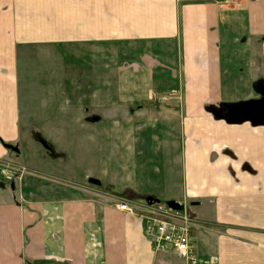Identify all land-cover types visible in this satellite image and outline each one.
I'll use <instances>...</instances> for the list:
<instances>
[{
	"label": "crops",
	"instance_id": "obj_1",
	"mask_svg": "<svg viewBox=\"0 0 264 264\" xmlns=\"http://www.w3.org/2000/svg\"><path fill=\"white\" fill-rule=\"evenodd\" d=\"M117 44L157 54L171 46L174 54L150 77L177 91L179 191L163 198L186 206L195 253L215 256L212 264H264V125L213 115L221 102L264 97V0H0V160L14 154L23 168L16 189H0V264H188L154 250L143 233L145 217L168 207L160 194L130 179L134 194L155 200L91 198L76 181L30 174L37 164L2 143L26 153L31 127L45 132L35 121L63 130L67 119L27 115L23 100L31 108L43 80L67 108L60 82L70 76L82 101L85 85L98 82L99 53ZM140 58L143 66L148 58Z\"/></svg>",
	"mask_w": 264,
	"mask_h": 264
},
{
	"label": "rangeland",
	"instance_id": "obj_2",
	"mask_svg": "<svg viewBox=\"0 0 264 264\" xmlns=\"http://www.w3.org/2000/svg\"><path fill=\"white\" fill-rule=\"evenodd\" d=\"M119 46L115 50H101L98 82L85 85L88 90H84L82 101L70 76L69 80L60 82L62 91L65 88L69 95L67 108L64 97L54 92L55 86L41 80L32 100V110L23 100L25 114L35 112V116L53 121L56 117H51L58 116L61 120L67 119V126L55 132L50 122H46L47 127H40L35 121V126L39 125L34 126L35 130L45 132L33 131L31 127L29 136L33 145L26 153L19 145L17 156L19 160L37 164H30L28 170L37 178L60 184L76 181L78 185L74 189L91 198L104 201L118 194L143 202L155 200L146 194H134L126 185L131 179L139 191L160 194L156 200L168 206L170 201L163 198L165 193L179 191V100L176 89L157 85L150 74L155 72V65L169 63L174 54L171 46L161 45L159 49L164 52L158 54ZM109 49L112 51L108 52ZM142 55L148 60L140 66ZM157 55L164 59L156 62ZM35 59L39 64L41 58ZM166 67L171 69L169 65ZM40 76L45 80V71ZM93 80L96 81L95 76ZM37 135L47 141L50 150L39 144ZM4 161L9 165L10 177L0 173V189L12 192L19 182L16 180L19 163L14 154ZM88 177L98 178L100 185L88 183Z\"/></svg>",
	"mask_w": 264,
	"mask_h": 264
},
{
	"label": "built area",
	"instance_id": "obj_3",
	"mask_svg": "<svg viewBox=\"0 0 264 264\" xmlns=\"http://www.w3.org/2000/svg\"><path fill=\"white\" fill-rule=\"evenodd\" d=\"M219 1L231 2L232 0ZM5 163V161L0 160V173L9 178L7 169L9 165H5ZM20 170L22 171L23 168L20 167ZM119 207L127 209V204L122 202ZM143 233L154 250L171 251L188 264H212L217 261L215 256L201 257L195 253L191 233V218L185 205L178 209L166 207L160 218L145 217Z\"/></svg>",
	"mask_w": 264,
	"mask_h": 264
},
{
	"label": "water",
	"instance_id": "obj_4",
	"mask_svg": "<svg viewBox=\"0 0 264 264\" xmlns=\"http://www.w3.org/2000/svg\"><path fill=\"white\" fill-rule=\"evenodd\" d=\"M246 105L241 107L239 110H235L229 114H223L220 109L213 110L215 118L223 119L227 123H241L243 121L250 122L253 126L264 125V97L259 99L248 100ZM5 147L14 152H19L17 146L12 144H3ZM88 183L93 185H100V180L95 177H88ZM172 208H179L180 204L170 201Z\"/></svg>",
	"mask_w": 264,
	"mask_h": 264
},
{
	"label": "trees",
	"instance_id": "obj_5",
	"mask_svg": "<svg viewBox=\"0 0 264 264\" xmlns=\"http://www.w3.org/2000/svg\"><path fill=\"white\" fill-rule=\"evenodd\" d=\"M263 85L261 83H256L255 88L260 89ZM249 102L248 100H241L236 102H221L218 105V109H220L222 112H232L234 110H239L241 107L247 104ZM37 141L41 144V146L45 149L50 150V145L47 143V141L41 136L37 135ZM4 144V142H2Z\"/></svg>",
	"mask_w": 264,
	"mask_h": 264
}]
</instances>
